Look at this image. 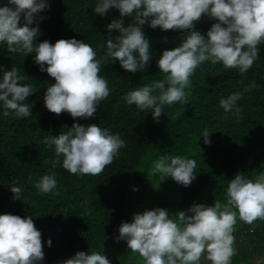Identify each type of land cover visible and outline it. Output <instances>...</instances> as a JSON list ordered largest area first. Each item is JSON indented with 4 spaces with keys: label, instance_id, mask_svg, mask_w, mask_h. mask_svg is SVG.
I'll return each instance as SVG.
<instances>
[{
    "label": "trees",
    "instance_id": "trees-1",
    "mask_svg": "<svg viewBox=\"0 0 264 264\" xmlns=\"http://www.w3.org/2000/svg\"><path fill=\"white\" fill-rule=\"evenodd\" d=\"M98 2L48 0V7L34 14L33 23L28 25L39 29L36 43L75 38L96 51L101 60L100 75L108 81L110 95L100 102L93 118L74 120L67 112L57 116L48 111L43 97L54 78L40 70L34 53H10L6 42H0V80L4 70L16 67L26 76L21 84L38 88L25 101L33 104L28 117L16 118L14 113L5 117L0 102V214L32 217L42 234L44 258L38 264H60L78 251L100 252L111 264H143L142 258L128 249L126 240H115L121 222H131L133 213L160 207L175 214L193 203L225 204L227 186L236 174L253 180L264 174V43L258 46L259 59L243 74L210 60L203 62L185 89L187 103L164 105L157 121L150 109L141 111L121 97L164 79L157 66L163 50L179 46L192 31L206 37L217 21L204 15L193 29L184 31L143 25L150 42V61L144 71L131 73L106 57V26L121 17L114 7L104 16L95 13ZM5 4L7 0H0V6ZM133 22L131 16L123 18L125 26ZM24 23L22 16L20 24ZM118 34L113 30L111 36ZM236 92L242 93L237 101L242 109L240 118L233 110L224 119L220 100ZM73 123H96L125 141L126 146L99 176L69 173L62 167L63 157L60 165L52 167L54 146L44 140L66 133ZM205 129L210 132V144L204 143ZM177 155L196 161V178L187 187L171 177L161 180L153 175L161 156ZM51 174L56 188L41 193L34 182ZM14 184L22 188L21 200L13 198L10 186ZM235 229L236 255L231 264H257L259 257H264V220L248 225L237 218Z\"/></svg>",
    "mask_w": 264,
    "mask_h": 264
},
{
    "label": "clouds",
    "instance_id": "clouds-1",
    "mask_svg": "<svg viewBox=\"0 0 264 264\" xmlns=\"http://www.w3.org/2000/svg\"><path fill=\"white\" fill-rule=\"evenodd\" d=\"M46 7L48 0H7V4L0 6V42H6L10 53H34L40 70L54 78L55 83L47 87L43 97L48 111L57 116L67 112L74 120L93 118L100 102L110 95L108 81L100 75L101 60L90 44L75 38L36 43L39 29L28 25L33 23L34 14ZM113 7L119 10L121 19H113L106 26V57L110 63L118 61L131 73L144 71L150 61V42L142 31L143 25L163 31H184L193 29L204 15L217 21L206 37L192 31L179 46L163 50L157 66L164 79L121 97L141 111L150 109L157 121L164 105L187 103L185 89L203 62L210 60L243 74L259 59L258 46L264 43V0H99L93 11L104 16ZM128 16L134 22L125 26L123 18ZM113 30L119 33L114 38ZM24 79L26 76L20 75L16 67L3 71L0 102L5 117L13 113L16 118L32 115L33 104L25 101L38 88L21 84ZM241 97L242 93L236 92L220 100L224 119L233 110L240 118L242 109L237 101ZM209 133L205 129L202 135L205 144L211 142ZM44 143L54 146L53 168L61 164L63 157L62 167L69 173L91 176L103 173L119 155V149L126 146L118 134H111L96 123H73L66 133L50 136ZM195 169L194 159L161 156L154 164L153 175L161 180L171 177L187 187L196 178ZM56 186L54 174L34 182V187L45 194ZM10 190L14 199H20L21 187L14 184ZM237 218L248 225L264 220V174H257L254 180L236 174L227 186L225 204L193 203L175 214L160 207L133 213L131 222H121L115 240H126L128 249L137 253L143 264H231L236 255ZM41 236L31 216L0 214V264H38L44 258ZM47 243L51 246V239ZM60 264L111 262L100 252L78 251ZM257 264H264V257H259Z\"/></svg>",
    "mask_w": 264,
    "mask_h": 264
},
{
    "label": "rangeland",
    "instance_id": "rangeland-1",
    "mask_svg": "<svg viewBox=\"0 0 264 264\" xmlns=\"http://www.w3.org/2000/svg\"><path fill=\"white\" fill-rule=\"evenodd\" d=\"M255 260V259H254ZM243 264H246V263H243Z\"/></svg>",
    "mask_w": 264,
    "mask_h": 264
}]
</instances>
